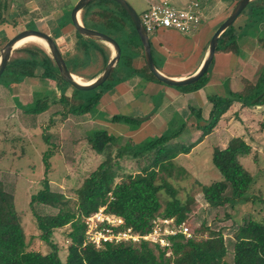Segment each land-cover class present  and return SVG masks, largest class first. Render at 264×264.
I'll return each instance as SVG.
<instances>
[{"label": "trees", "instance_id": "16d2710c", "mask_svg": "<svg viewBox=\"0 0 264 264\" xmlns=\"http://www.w3.org/2000/svg\"><path fill=\"white\" fill-rule=\"evenodd\" d=\"M7 6L8 0H0V27L9 24L5 18ZM10 12L12 14V10ZM241 14L247 15L243 33L253 25H261L264 23V0H252ZM12 17L13 15H10L11 25H15ZM80 20L83 27L113 38L120 46L121 57L103 85L87 92L86 96L76 95L74 99L73 94L71 95L72 100L77 103L66 102L64 92L61 93L60 100L56 97L53 99V103L69 104L64 117L67 114H89L105 93L136 74L157 81L146 66L137 71L132 69L131 64L136 55L135 46L141 49V44L130 18L113 0H93L81 11ZM64 22L50 32L57 46V40L62 37L61 29L67 23L71 24L70 19ZM237 37L232 25L221 34L216 52L237 54ZM75 39L74 53L60 52L70 73L84 78L88 83L103 71L111 59L112 51L106 44L82 37L76 32ZM7 41L8 39H3L0 50ZM262 42L264 46V41ZM26 45L14 50L18 56L10 59L0 77V84L11 89L22 84L27 78L39 75L42 79L57 82L59 87L67 85L60 78L55 63L44 46L41 47L38 43ZM86 70L88 72H85ZM206 83L207 73L198 82L179 89L196 92ZM73 91L76 94L86 93L75 89ZM48 100L49 97L46 96L43 99L35 98L32 104L22 108L27 115L37 116L47 111ZM210 103L212 107L209 117L202 125L200 111H190L202 137L210 135L220 119L235 104L262 108L264 119V69L256 83L244 80L239 91L230 92L229 97L225 99L212 97ZM122 120L139 122L137 119L120 115L111 119L112 122ZM169 130L131 152L126 148L130 140L127 144H120V149L113 157L109 151L118 146L117 137L105 130H94L87 135V143L96 155L107 154L105 160L75 190L74 206L65 195L51 191L47 178L42 183V190L31 196L29 209L35 217L39 240L49 249L47 253L29 250L13 195L4 189L0 182V264H228L225 261L227 249L223 236L220 232H213L208 228L203 230L207 236L200 239L186 238L181 233L170 236V246L165 248L150 245L146 241L119 244L105 242L99 248L87 243L84 219L100 208H105L108 214L122 218L124 228H131L140 235L148 234L156 219H172L175 226L187 220L194 201L190 196H186L184 200L180 199L178 190L173 187L170 179L186 177V172L183 168L176 167L174 161L178 155L189 154L194 146H184L177 142L178 133L168 134ZM251 144L244 137L236 136L228 141L225 148L216 147L212 150V165L220 173L221 179L208 185L200 184V194L207 207L216 209L228 204L234 205L250 192L254 177L240 159L253 154ZM50 157L51 154L46 153L43 156L46 175ZM125 162L134 163L137 170L128 172L123 167ZM36 205L52 208L56 212L52 215H40L35 210ZM66 227L69 228L66 234L69 246L63 260L59 255V246L53 242L52 237L55 230ZM232 251L231 264H264V225L251 217L244 219L233 234Z\"/></svg>", "mask_w": 264, "mask_h": 264}, {"label": "rangeland", "instance_id": "374dc122", "mask_svg": "<svg viewBox=\"0 0 264 264\" xmlns=\"http://www.w3.org/2000/svg\"><path fill=\"white\" fill-rule=\"evenodd\" d=\"M76 1L70 0L71 4H63L62 9H64L56 20L53 21L55 30L62 22L70 19L72 4H75ZM126 1L136 11L138 17H140L142 9L146 7L145 2L140 0ZM24 3V0H12V14L10 12V15H13L15 25L9 23L0 27V43L4 38L9 40L22 30L42 29L47 34H50L52 31L51 28H46L45 21L41 18H37L31 22L32 19L30 17L32 13L31 15L25 14L22 10ZM57 9L59 10V7ZM242 18L243 14H241L237 22H240ZM255 27L253 25V27H249L246 31L256 36L259 29L256 28L258 30L256 32ZM64 35L65 37L61 39L62 41L57 40L60 51L62 53H74V34L65 31ZM190 36L192 34L183 37ZM149 37L151 40L153 35ZM251 42L254 44V41ZM25 45L16 49L23 48ZM244 52L248 55L246 49ZM16 56L18 54L13 51L11 58ZM85 72H88V70ZM142 79L146 80L147 78L142 77ZM80 81L87 83L84 78H80ZM145 83L137 88L136 95L137 93L145 92L148 87L147 83ZM153 83L158 84L154 81ZM228 88L229 85H226L225 82L219 85H211L205 89L204 94L206 97L203 96L200 102L205 103L206 101L207 104H211L210 98L212 97L225 99L230 94ZM63 92L68 103H77L72 100V94L74 99L76 95L79 97L80 95L86 96L87 94V92L85 94H76L69 85H61L59 87L57 82L42 79L39 75L27 78L22 84L14 86L11 89H8L4 84H0V182L3 184L4 189L13 195L15 209L20 216L29 250L41 253H47L49 249L39 240L35 217L29 209L31 196L42 190V183L47 178L51 191L65 195L70 200L71 205L74 206L76 202L75 190L97 169L105 160L107 154L96 155L91 150L86 140L87 135L91 131L105 130L117 137L118 146H116V149L114 146L109 151L112 157L120 149V144H127V141L130 140L126 148L128 152H131L141 144L144 146L146 142L166 133L156 131L153 128L142 130L143 125L141 123L143 122H125L123 120L112 122V117L117 114H110L112 113V109L102 105L103 100L101 99L105 95L101 97L99 104L89 114L84 116L67 114L64 117V112H66L69 104L53 103L55 97L60 100V95ZM45 96L49 97L47 111L37 116L27 115L24 112L23 108L32 104L35 98L43 99ZM139 96L136 97L138 101L141 100ZM150 100L152 104L153 101H158L156 97L152 99L151 96L149 100L147 98V102ZM211 107L212 105L207 106L205 110ZM238 108L236 106L234 110ZM242 110L243 113L239 116L240 118L247 119L250 117L254 120L256 119L254 113L255 115H259V111L255 107H244ZM118 115L134 118L138 121L143 119L137 118L135 116L137 114H131L130 107L120 108ZM145 118H147V115ZM182 118L178 114L174 116L172 114L167 115L166 125L170 129L168 134L177 132L179 136H177V142H182L181 144L184 146H190L189 144L193 141L189 139V136L186 138L184 136L185 133L188 135L191 132V120L187 121ZM230 119H234V117L231 115ZM228 120L227 117L226 120L220 121L218 124L220 128L214 132L213 136L208 137L197 155H194V161H185L184 166L191 170L190 174L192 175L183 168L181 163L175 161L174 165L183 168L186 172V177L181 176L180 179L173 178L170 179V182L178 190L180 199L184 200L186 196H190L194 201L191 212L185 221L189 227L191 236L197 239L206 237L207 233H203L205 228L213 232H220L227 249L225 261L231 264L233 234L237 227L242 225L243 220L249 217L264 225V119H262L263 121L260 118L257 119L259 121L250 129L246 127V120L243 122V120L237 119L233 125L229 124ZM260 124L263 125L262 128ZM231 127H234L232 131L230 130ZM234 136L244 137L248 142L252 143L253 154L248 158H241L240 162L253 175V186L250 192L243 199L235 202L234 205L228 204L216 209L209 208L202 199L199 186L200 184L208 185L221 179L220 173L212 165V147L213 149L224 147V144H227L231 137ZM45 153L51 154L48 160L50 166L47 175L45 174L46 170L43 163ZM123 165H125L123 167L128 172L137 170L134 163L125 162ZM35 210L40 215H52L56 212L52 208L41 205H36ZM68 232L69 228L67 227L58 229L54 231L52 237L53 242L59 246V255L63 260L69 246V241L66 237ZM167 256H169V252Z\"/></svg>", "mask_w": 264, "mask_h": 264}, {"label": "crops", "instance_id": "0c3cea01", "mask_svg": "<svg viewBox=\"0 0 264 264\" xmlns=\"http://www.w3.org/2000/svg\"><path fill=\"white\" fill-rule=\"evenodd\" d=\"M140 1H143L146 4V7L142 9V13L151 5H156L163 2H168L177 9L185 8L191 1H198L202 5V22L197 31H195L192 36L183 37L181 34L177 33L174 30L161 29L153 34L151 40L149 37L154 64L157 70L164 76L172 78L174 80L187 78L196 73L197 70L202 66L208 53L210 40L215 30L230 15L236 3L238 2V0ZM24 2L25 3L22 10L25 14L31 15L32 13L30 17L32 19L31 22L35 21V19L37 18H41L45 21L44 23L46 28L51 29H53L55 26L53 21L56 20L61 11L64 9H62L63 4H71L70 0H24ZM75 4L73 3L72 7ZM58 7L59 10L57 9ZM239 17L233 24L236 30V36H238V53L226 54L222 52H215L213 62L207 72V83L200 90L196 92L181 90L179 88L166 86L158 81H154L149 78L144 80L142 79V77L145 76L136 74L132 77H129L125 81H121L112 90L105 93V96H103L101 99L103 100L102 105L104 107L112 109V113H110L112 115H118V112H120V108L128 107H130L131 114H137L135 115L137 118H145L147 115L146 120L139 121L140 123L143 122L141 123L143 125L142 130L153 128L156 131H168L169 127L168 125H166V117L169 114H172V116L178 114L183 117L182 119H185L187 121L191 120V132H189L188 135L185 133L184 138L189 136V139L193 141L189 145L194 147L189 154L178 155V157L175 159L176 162L183 165V168L189 174L191 173V170L184 166L185 161H194V155H197L199 149L204 145L208 137L213 136L214 132H216L220 128V125H218L220 121L226 120L228 117L229 124L233 125L237 119H241L243 120V122L246 120V127L247 129H250L253 125H255L256 122L259 121L257 119L260 118V120H262L263 118V115L261 113L263 110L262 108H256L259 111V115H255L254 113V116L256 118L254 120L250 117L247 119L240 118L239 116L242 115V109L244 107L239 104H235L220 119L213 132L206 137H202L201 131L196 128L195 117L190 112L191 110H193L194 112L200 111L202 121L207 120L211 108L206 110L205 108L207 106H211V104H207L206 101L205 103L200 102L203 99V96L206 97V95L204 94L206 88L211 85H219L222 84V82H225L226 85H229V92L235 93L241 89L244 80L251 83H256L261 72L263 71L264 46L262 41H264V23L255 27V30L257 28L259 29V31L256 30V32L258 31L256 33V36H253L252 33L248 31L243 33L245 30L243 29V27H245L247 15L244 14L242 20L240 22H237ZM57 28H59V25ZM65 31L70 34H74L75 39V30L71 24L67 23V25H65L61 29L62 37L59 38V40L65 37ZM251 41H254V44H252ZM135 48L136 49L134 50L136 55H134L135 57L131 64V67L133 70L137 71L144 69L146 64L144 61L142 47L140 49L139 47L135 46ZM245 49L247 50L248 55H246V53L244 52ZM127 74L128 72L125 75ZM153 81L157 82L158 84L153 83ZM145 82L148 85L145 92L137 93L136 95L135 92L137 88L140 85H143V83ZM137 96H139L141 102L137 100ZM150 96L152 97V99L156 97L158 101H153V104L151 103V100L147 102V98L149 100ZM236 106H238L239 108L234 110ZM235 113L237 114L235 115ZM231 115L234 117V119H230ZM202 121L200 123L201 125L203 124ZM232 128L234 127L230 128L231 131ZM226 129L228 130V128ZM130 138L132 139L131 136ZM225 145L227 144H224V147L220 148H225Z\"/></svg>", "mask_w": 264, "mask_h": 264}, {"label": "water", "instance_id": "95a60500", "mask_svg": "<svg viewBox=\"0 0 264 264\" xmlns=\"http://www.w3.org/2000/svg\"><path fill=\"white\" fill-rule=\"evenodd\" d=\"M92 1L93 0H78L71 9L70 22L75 32L78 35L88 38L90 40L104 43L107 46H109L112 51L110 61L108 62V64L105 66L103 71L99 74V76L96 79L88 83L77 82L74 79L73 75L68 70L66 63L62 57V54L56 42L51 38L50 34H47L44 31L35 30V29H27V30L20 31L19 33L14 35L12 38H10L1 48L0 50V77L5 72L9 64V61L12 56V52L17 48L16 47L17 42H19L20 40L26 37L35 36L44 42L47 51L49 52L52 60L55 63V66L58 70L60 78L67 85H69L73 89L80 91V92L93 91L97 89L98 87H100L101 85H103L108 80V78L114 71L116 65L120 61L121 49L118 43L113 38L109 37L108 35L98 32L96 30L87 29L83 27L81 20H80V13ZM113 1L116 4H118L126 12V14L131 20L134 26L135 32L137 34V37L140 41V44L143 50L144 61H145L148 71L153 75V77L158 82L166 86H169V87L180 88V87L189 86V85H192L198 82L200 78H202L208 72L213 62V57L216 52L218 41H219L221 34L234 24L236 19L241 15V13L244 11V9L248 6V4L252 0H239L236 3L230 15L215 30L210 40L208 53L206 55V58L202 66L197 70L196 73H194L193 75L187 78L181 79V80H174L172 78L166 77L157 70L154 64L153 58H152V50H151V44H150L149 37L144 31L136 11L127 3L126 0H113ZM10 11H11V0H8V6L5 11V18L8 23H11ZM146 119L147 118H143V119H140V121H143Z\"/></svg>", "mask_w": 264, "mask_h": 264}, {"label": "built area", "instance_id": "2783aa9c", "mask_svg": "<svg viewBox=\"0 0 264 264\" xmlns=\"http://www.w3.org/2000/svg\"><path fill=\"white\" fill-rule=\"evenodd\" d=\"M202 10V5L198 1H191L182 9L163 2L151 5L140 15L139 20L148 37L161 29L174 30L183 36H189L200 26ZM84 223L87 243L93 244L96 248L101 247L105 242L119 244L140 241L165 248L170 246L168 237L177 233L183 234L186 238H193L185 222L175 226L172 219H156L153 221L151 231L146 235H140L131 228H124L123 219L106 213L105 208H100L86 217Z\"/></svg>", "mask_w": 264, "mask_h": 264}, {"label": "bare ground", "instance_id": "6f19581e", "mask_svg": "<svg viewBox=\"0 0 264 264\" xmlns=\"http://www.w3.org/2000/svg\"><path fill=\"white\" fill-rule=\"evenodd\" d=\"M30 42H35V43L41 44L42 46H44L46 48L44 42L42 40H40L39 38L35 37V36H29V37H26V38L20 40L19 42H17L16 47H20V46H22V45H24L26 43H30ZM73 77H74V79L77 82L82 83L80 81V78L79 77H76L75 75H73Z\"/></svg>", "mask_w": 264, "mask_h": 264}, {"label": "flooded vegetation", "instance_id": "af4514ba", "mask_svg": "<svg viewBox=\"0 0 264 264\" xmlns=\"http://www.w3.org/2000/svg\"><path fill=\"white\" fill-rule=\"evenodd\" d=\"M35 30H38V29H35ZM39 30H41V31H42V29H39Z\"/></svg>", "mask_w": 264, "mask_h": 264}]
</instances>
